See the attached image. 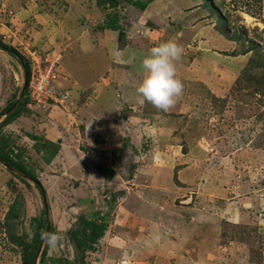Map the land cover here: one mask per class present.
<instances>
[{"label":"rangeland","instance_id":"obj_1","mask_svg":"<svg viewBox=\"0 0 264 264\" xmlns=\"http://www.w3.org/2000/svg\"><path fill=\"white\" fill-rule=\"evenodd\" d=\"M102 5L0 0V43L27 63L28 79L45 78L54 99L31 103L25 87L14 108L26 97L28 112L16 126H0L9 155L20 154L44 195L0 164V264H22L18 243L34 239V264L44 245V264H78L68 231L91 209L106 213L107 225L85 251V264H264V0H152L143 10L125 1ZM113 12L121 35L99 26ZM217 14L227 36L216 29ZM169 39L184 48L176 64L183 95L169 111L141 105L135 86L101 90L141 80V59ZM89 41L103 43L94 56L99 70L112 62L129 71L99 74L94 85L91 74L71 69L89 59L80 49L75 61L66 58L74 43ZM250 42L256 48L242 53ZM23 73L19 60L0 49V121ZM117 97L125 102L115 103ZM68 121L80 138L71 146L80 151L44 163L26 134L43 122V130L59 133ZM95 163L112 167L113 177L88 175Z\"/></svg>","mask_w":264,"mask_h":264},{"label":"trees","instance_id":"obj_2","mask_svg":"<svg viewBox=\"0 0 264 264\" xmlns=\"http://www.w3.org/2000/svg\"><path fill=\"white\" fill-rule=\"evenodd\" d=\"M121 1H125L141 10L144 9L146 6V3L152 1V0H95V3L97 7L103 8V4L109 5L110 7L117 6ZM218 15V14H217ZM224 19H222L218 15V20L216 23V29L219 31L220 34L227 36L226 32L222 28ZM100 28H106L110 30H115L120 32V26H119V18L115 12L109 13L105 15L103 19V23L99 25ZM121 35V32H120ZM228 39H231L228 37ZM235 39H240V36H237ZM5 48L12 49L11 47L7 46L6 44L0 43V49L5 50ZM256 48V45L253 42H250L247 44V46L243 49L242 53L252 51ZM14 50V49H12ZM15 51V50H14ZM16 52V51H15ZM21 57V56H20ZM22 58V57H21ZM21 67L23 71L26 72V77H28L29 68L27 63L24 61L21 62ZM27 103L26 97L21 100V102L17 105L16 108L11 110L5 118L2 119L0 126L8 124L12 120H14L17 116L20 114H23L25 112H28L27 108L25 107V104ZM11 105V104H10ZM8 105V106H10ZM7 106V107H8ZM6 107V108H7ZM1 114V113H0ZM29 138H31L33 143V149L40 153V158L44 163H49L50 160L55 156V154L58 151L59 148V141H50L48 139L42 138L40 136H37L35 134H26ZM5 139H3L0 136V159L12 167H14L19 172L27 175L29 178L35 180V187L38 188V191L40 194H42L41 188L38 184V180L35 177V174L33 173L32 169L29 168L27 165H25L22 160L20 159V154L15 153L14 156H10L9 152H11L10 147H7L5 143ZM95 143H99V139L94 140ZM94 169L98 172L99 175L103 177L105 181L110 180L114 175V170L112 167H109L105 164L101 163H95L93 164ZM19 180L22 182H25V180L21 177H18ZM114 197H111V201H106L105 204H108L109 209L112 206ZM107 200V199H106ZM15 204L12 203L9 206V209L6 213L5 219L8 220L9 217H11V211L13 210ZM91 206L89 205V209ZM106 213H100L98 210H89L86 213L79 214L76 217V223L75 228L68 231V237L71 240V244L73 246L74 250V261L78 264H85L84 262V253L86 250H90L92 248V245L97 241V239L102 235L103 231L106 229ZM43 226V222H39V227ZM5 231L9 237L11 236V228L10 223L5 221L4 223ZM37 237V235H36ZM39 237V236H38ZM20 246V259L22 264H33L34 258L36 256V247H37V239H34V241L31 244H25V243H18ZM46 246L44 245L42 251H41V257L39 260V264H44V254H45ZM64 264H73L72 261L64 260Z\"/></svg>","mask_w":264,"mask_h":264},{"label":"clouds","instance_id":"obj_3","mask_svg":"<svg viewBox=\"0 0 264 264\" xmlns=\"http://www.w3.org/2000/svg\"><path fill=\"white\" fill-rule=\"evenodd\" d=\"M183 53L182 45L169 39L152 47L141 59L143 75L135 87L141 105L149 103L164 112L176 105L183 95V82L177 77L176 68Z\"/></svg>","mask_w":264,"mask_h":264},{"label":"crops","instance_id":"obj_4","mask_svg":"<svg viewBox=\"0 0 264 264\" xmlns=\"http://www.w3.org/2000/svg\"><path fill=\"white\" fill-rule=\"evenodd\" d=\"M110 30V29H108ZM110 31H115V30H110ZM83 40V39H82ZM81 40V41H82ZM75 49H73L70 53L67 52V54L69 53V56H67L66 58H68V60L70 61V59L72 61H75V58H76V52H77V49H80V53H86L87 54V57L89 58L88 59V63L86 65H81V64H77L75 65V67L73 68L72 65H71V69L73 70H77L78 72H83V74H85L87 76V73L88 75L91 74V76H93V84L96 85V82H97V79H98V76L99 74L102 75V74H106V76L108 78L110 77H113V74L115 71H117L119 73L118 70H115V69H120L121 71L123 72H127L129 71V68L127 69L126 65L123 66V65H113L112 62H109V69L105 70V73L103 72V70H99V66L97 64V62H94V56L101 50H103V43L102 42H98V45L97 43H91V41H89V44L87 46H84V44H82L81 42H75ZM86 47V48H85ZM88 47V48H87ZM76 50V51H75ZM71 55V56H70ZM71 57V58H70ZM71 61V62H72ZM107 62V63H108ZM62 65V64H61ZM113 68V69H112ZM140 72V71H139ZM142 75L141 73H138L137 74V77L139 78H142ZM90 76V77H91ZM131 79L132 80H136V75L135 73H131ZM87 79H88V76H87ZM127 82L123 83L122 81V85L121 86H114L112 82H110L108 84L107 87L105 88H101V90L103 89H107L108 88V91H111V92H122V91H128V90H131V87L132 86V90H133V86L136 87V84L140 81L139 79H137V82H133V84L129 85L130 83V80L129 78L126 79ZM102 87V86H101ZM114 94V93H113ZM98 96V95H97ZM113 96V95H112ZM119 98H121V94L118 96ZM115 98L114 102H122L124 103L125 101H122L121 99L119 98ZM96 98V97H95ZM113 98H111L112 100ZM33 106V105H32ZM31 114H34V113H31ZM24 117V116H23ZM27 117V116H25ZM22 117L20 116H17L14 120H12L11 122L8 123V126L12 125V126H16L17 123H18V120H21ZM80 120L82 121V118H80ZM71 124V121H68V126H66V128L63 130V128L60 130V132L58 133L56 130L51 129V130H47L48 128L45 127V129L43 130L41 128V126H44V122L43 123H39L37 126H35V131H34V134L37 135L38 133L36 132L37 128L39 127L41 129V131H43V137L45 139H48L50 141H59V148H58V151L57 153L55 154V156L53 157V162L59 160L61 161V158L64 156V158H66V154H67V151H80L78 149L79 145L78 144H75L77 145V147L75 145L71 146V140L72 138H74L75 140H79L80 138L77 137V133L75 132V130L73 131V135L70 134V127L69 125ZM72 130V129H71ZM87 138V137H85ZM85 138L82 137V140H85ZM80 142V141H79ZM81 143V142H80ZM76 147V148H75ZM92 154V153H91ZM92 165V164H91ZM84 166L86 167V169H90V171H86V173L88 175H90L91 177H94V178H98L100 176V178L102 177L101 175L98 174V172L96 170H93L92 167L88 166V164H84ZM82 168V167H80ZM85 173V170H83ZM85 175V174H83ZM82 176V175H81ZM103 178V177H102ZM104 180V179H102Z\"/></svg>","mask_w":264,"mask_h":264},{"label":"water","instance_id":"obj_5","mask_svg":"<svg viewBox=\"0 0 264 264\" xmlns=\"http://www.w3.org/2000/svg\"><path fill=\"white\" fill-rule=\"evenodd\" d=\"M5 51H7L8 53L14 55L18 60L19 62L21 63L22 61V58L20 57V55L15 52L14 50L12 49H8V48H5ZM24 77H23V83H22V86L20 88V91H19V95L17 97V99L6 109V111L4 112V115H3V118H5V116L14 108V106L17 104L18 100L21 99V97L23 96V93H24V89L26 87V81H27V77H26V72L24 71ZM2 121V120H1ZM0 121V122H1ZM0 164L5 167V169H7L8 171L10 172H13L15 175H17L18 177H21L23 179H28L30 180L32 183H35V180L34 179H31L29 178L27 175L19 172L18 170H16L14 167H12L11 165H9L8 163L2 161L0 159ZM39 184V182H38ZM42 191V189H41ZM43 200H44V195H43V191H42V194H41ZM45 205V204H44ZM47 232H48V223H45V226H44V229H43V234H42V237H41V240H43L46 236H47ZM36 256H37V252H36ZM35 260V258H34ZM33 264H34V261H33Z\"/></svg>","mask_w":264,"mask_h":264},{"label":"built area","instance_id":"obj_6","mask_svg":"<svg viewBox=\"0 0 264 264\" xmlns=\"http://www.w3.org/2000/svg\"><path fill=\"white\" fill-rule=\"evenodd\" d=\"M49 71L50 69H48L47 72ZM45 82V78L41 75H38L36 77L30 75L29 79L27 77L26 96L31 101V103L45 101L46 99L54 100L52 99L51 94L45 89Z\"/></svg>","mask_w":264,"mask_h":264},{"label":"bare ground","instance_id":"obj_7","mask_svg":"<svg viewBox=\"0 0 264 264\" xmlns=\"http://www.w3.org/2000/svg\"><path fill=\"white\" fill-rule=\"evenodd\" d=\"M245 16L249 18V16H248V15H245Z\"/></svg>","mask_w":264,"mask_h":264}]
</instances>
